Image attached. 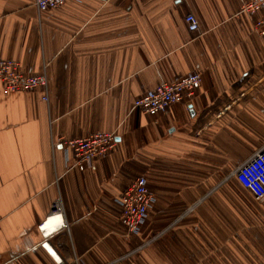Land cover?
I'll use <instances>...</instances> for the list:
<instances>
[{"label":"crops","instance_id":"crops-1","mask_svg":"<svg viewBox=\"0 0 264 264\" xmlns=\"http://www.w3.org/2000/svg\"><path fill=\"white\" fill-rule=\"evenodd\" d=\"M243 1L0 0V58L48 82L0 83V264H264V201L233 176L264 143V36ZM192 72L201 88L189 103L132 108ZM96 132L116 144L88 165L56 143ZM137 176L153 201L128 233L117 200ZM56 198L66 225L43 234Z\"/></svg>","mask_w":264,"mask_h":264},{"label":"built area","instance_id":"built-area-1","mask_svg":"<svg viewBox=\"0 0 264 264\" xmlns=\"http://www.w3.org/2000/svg\"><path fill=\"white\" fill-rule=\"evenodd\" d=\"M66 1L34 0V5L38 10H46L60 7ZM239 13L245 14L258 34L264 36V0L243 1ZM185 23L191 33L198 32V20L193 14L185 16ZM0 83L5 92H21L34 88L46 90L48 85L44 72H24L16 60L5 58H0ZM200 88L201 75L198 72L185 74L172 81L162 80L143 95L136 97L132 108L144 114L154 115L166 111L174 103H189ZM56 143L63 148L74 165H88L93 158L111 151L116 140L112 132H96L83 137H60ZM233 176L253 200L264 201V143L233 170ZM152 201L153 197L144 176L135 177L121 192L117 200L120 207L119 217L127 232L139 230ZM60 212H63L62 202L60 198H56L51 203L48 215L37 226L43 234L65 227L66 221H59V224L52 228L48 225L51 220L58 219L55 216ZM58 264L67 263L59 261Z\"/></svg>","mask_w":264,"mask_h":264},{"label":"bare ground","instance_id":"bare-ground-1","mask_svg":"<svg viewBox=\"0 0 264 264\" xmlns=\"http://www.w3.org/2000/svg\"><path fill=\"white\" fill-rule=\"evenodd\" d=\"M55 217H57L58 219H54L53 221L51 220L50 223L48 224L49 227H51V228L53 226H55L56 224H59V221L60 222H63L64 221V219H63V212H60V214L59 215H56Z\"/></svg>","mask_w":264,"mask_h":264},{"label":"rangeland","instance_id":"rangeland-1","mask_svg":"<svg viewBox=\"0 0 264 264\" xmlns=\"http://www.w3.org/2000/svg\"><path fill=\"white\" fill-rule=\"evenodd\" d=\"M259 146H260V145H259ZM259 146H258V147H259ZM258 147H257V148H258ZM235 185H236V184H235ZM236 186H237V188H240L239 185H236ZM120 222H121V221H120ZM121 224H122V223H121ZM122 227H123V225H122ZM123 229H125V228L123 227ZM139 229H140V228H139ZM125 231H126V230H125ZM138 231H139V230H138ZM138 231H137V232H138ZM126 232H127V231H126ZM137 232H128V233H137Z\"/></svg>","mask_w":264,"mask_h":264}]
</instances>
